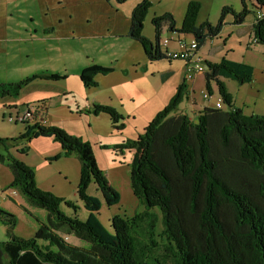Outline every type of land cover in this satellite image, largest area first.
Listing matches in <instances>:
<instances>
[{
  "label": "trees",
  "instance_id": "obj_1",
  "mask_svg": "<svg viewBox=\"0 0 264 264\" xmlns=\"http://www.w3.org/2000/svg\"><path fill=\"white\" fill-rule=\"evenodd\" d=\"M116 1L122 4L128 0ZM242 3L241 13L225 7L217 26L197 24L198 1L188 4L180 28L171 13L155 17L153 43L143 35L152 3L141 0L132 12L129 37L142 45L150 61L169 60L160 44L162 29L193 35L200 50L208 38L218 36L227 14L231 13L238 25L243 24L250 12L246 0ZM255 6L264 7V0H255ZM251 32L256 44L264 46V20H254ZM206 66L207 92L212 94L211 82H215L229 109L206 107L198 113L197 122L177 113L188 96L184 79L143 134L116 147L134 153L130 183L144 210L132 217L114 216L110 231L96 214L102 209V199L112 207L120 203L121 196L98 166L89 142L58 126L39 125L27 126L18 138H0L6 151L0 154V164L13 175L8 189L18 191L30 207L47 212L46 223H40L32 238L24 239L15 234V215L0 208L7 236L0 242V264H264V116L246 115L235 108L233 97L220 80L251 84L254 67L226 58L219 63L206 61ZM111 72L110 68L94 66L81 74V82L87 89L96 88L95 77ZM37 79L61 81L65 76L50 74L1 84L0 99H17ZM84 113L106 114L115 130L125 129L124 116L112 106L94 104ZM40 137L52 138L62 148L51 160L78 158L77 195L89 212L86 220L78 218L76 204L41 189L35 170L10 153L18 140L30 143ZM92 183L102 199L88 193ZM62 206L71 209L72 215ZM160 221L162 231L158 234ZM65 236H74L86 245H73Z\"/></svg>",
  "mask_w": 264,
  "mask_h": 264
},
{
  "label": "rangeland",
  "instance_id": "obj_2",
  "mask_svg": "<svg viewBox=\"0 0 264 264\" xmlns=\"http://www.w3.org/2000/svg\"><path fill=\"white\" fill-rule=\"evenodd\" d=\"M140 1L128 0L120 4L116 0H0V22H6L7 27L11 28L12 37L17 38L16 41H7L8 53L5 57L0 56V69L3 63L14 69L11 72L14 82L50 74L65 76L59 82H51L53 87L48 90L31 94L22 92L19 99L38 100L32 102L37 103L46 101L40 100L41 98H51L53 107L48 113L56 126L91 144L98 166L121 196L118 205L109 207L97 191L96 185L92 183L89 186L88 193L103 201L102 209L96 217L109 231L114 216L132 217L144 210L134 196L130 183L134 153L116 147L128 140H136L143 134L154 117L168 105L185 79L181 61H150L142 45L129 37L132 12ZM191 1L201 4L198 25L204 22L212 26L219 25L225 7L232 8L235 13H241L244 8L242 0H151L152 7L144 21L143 35L155 43L156 33L152 20L165 13H171L176 27L180 28ZM246 7L250 13L243 24L238 25L234 16L227 14L218 36L206 40L203 53L208 54L213 63H219L226 58L254 67V80L251 84L241 85L230 79L221 81L233 97L235 108L241 109L246 115L264 116V46L253 42L251 32L253 12L256 10L255 0H246ZM178 35V32L164 28L160 42ZM168 48L175 50L177 46L170 43ZM94 66L110 68L112 72L108 75H97V87L87 89L81 82V74ZM2 80L6 79H1L0 76V82ZM186 83L188 96L179 105L177 113H185L197 122V116L193 112V100L200 105L207 104L203 94L207 93L205 80L203 75H198ZM189 85L193 87L191 92ZM211 87L215 92L213 91L214 95L209 104L215 106L221 96L215 82H211ZM94 104L114 107L124 116L125 129L115 130L106 114H85L84 111L92 108ZM14 105L15 103L10 102L4 107L5 111L9 114ZM196 108L200 109V106L197 105ZM228 109L223 103V110ZM3 111L2 108L0 138H18L25 132L27 125L10 124ZM30 143L18 140L10 148V153L33 168L36 175V169L31 165L41 163L39 153L43 150L51 151L58 144L53 140H38L31 149ZM103 146L109 148L104 149ZM0 154H6L2 145ZM68 159L51 160L54 178L43 185L49 190L43 189L76 204L77 216L84 221L89 212L77 193L75 194L80 179V163L79 160ZM12 179L10 169L0 164V198L3 200L0 208L15 215L16 236L30 239L40 223H46L47 212L30 207L20 193L14 195V191L8 189ZM62 209L68 215L73 213L65 206ZM161 231L160 221L157 233ZM65 238L73 245H86L74 236ZM6 240V228L0 221V242Z\"/></svg>",
  "mask_w": 264,
  "mask_h": 264
},
{
  "label": "built area",
  "instance_id": "obj_3",
  "mask_svg": "<svg viewBox=\"0 0 264 264\" xmlns=\"http://www.w3.org/2000/svg\"><path fill=\"white\" fill-rule=\"evenodd\" d=\"M254 20H264V7H258L254 11ZM256 43V40H253ZM170 43L176 44L177 49L171 50L168 48ZM163 53L169 60L181 61L185 65V79L187 81L193 80L198 75H204L207 72L206 60L201 55L197 39L192 35L188 37L185 34H179L175 38L164 39L160 42ZM204 99L209 105V100L213 98L208 92H204ZM214 108L223 109V101L218 99ZM49 110V103L41 101L37 103L28 104L22 108L15 107L6 115L7 121L10 124H23L27 126H49V118L47 117Z\"/></svg>",
  "mask_w": 264,
  "mask_h": 264
},
{
  "label": "crops",
  "instance_id": "obj_4",
  "mask_svg": "<svg viewBox=\"0 0 264 264\" xmlns=\"http://www.w3.org/2000/svg\"><path fill=\"white\" fill-rule=\"evenodd\" d=\"M253 22H254V20H253ZM253 22H252V24H253ZM252 24H251V29H252ZM9 28V29H8ZM13 35H12V33H11V28L10 27H7V25H6V22L5 23H2L1 24V22H0V56H3V57H5V54H7L8 53V48H7V41H16L17 40V38H15V37H12ZM32 35H30V38H32L31 37ZM48 36V35H47ZM188 37H192V35H187ZM204 47H205V44H204V46L200 49V53H201V55L205 58V60L206 61H208V62H211L210 60H209V58H208V54H206V53H203V49H204ZM26 56H28V54H26ZM213 63V62H212ZM1 64V63H0ZM182 66V70H184L185 71V67H184V64H183V62H182V64H181ZM14 70V69H13ZM6 63H3V66H2V68L0 69V76H1V79H6V80H2L1 82H0V85L1 84H9V83H16V82H14L15 80H13L12 79V77H11V72L13 71ZM183 75H184V73H183ZM203 78H204V80H205V76L203 75ZM184 79V76H182V80ZM194 80V79H193ZM221 80V79H220ZM223 80H226V79H223ZM19 82V81H18ZM51 82H59V81H51V80H45V79H37V80H35V81H33L32 83H30L29 84V86H27L22 92H25V93H27V94H31V93H35V92H39V93H41V92H43V91H46V90H48L51 86H52V84H51ZM187 82H189V81H187ZM205 84H206V81H205ZM53 87V86H52ZM189 88H190V92L193 90V87L191 86V85H189ZM212 88V87H211ZM218 90V89H217ZM215 92V90L212 88V96L214 95V92ZM21 96H19L17 99H6V100H2V99H0V111L2 110V108H3V115H4V117H7L6 115H8V113L5 111V106H8V104L10 103V102H12V103H15V105H14V107L13 108H15V107H19V108H22V107H24V106H26V105H28V104H30V103H32V102H35V101H38V100H32V101H26V100H20L19 98H20ZM40 100H46L48 103H49V110L51 109V107H53V104L51 103L52 102V100H51V98H48V97H45V98H41ZM218 101V100H217ZM197 105H199L200 106V109H198V108H196V106ZM193 106L195 107V108H193V112H194V114H195V116H197L198 115V113L202 110V109H204V108H206V107H213L214 105H206V104H202V105H200V104H198L197 102H194V100H193ZM13 108H11V109H13ZM47 117L50 119V123H49V125L50 126H56V124H55V122L53 121V119H52V116L48 113L47 114ZM38 140H53L52 138H44V137H40V138H38V139H35V140H33L30 144H31V149H32V147L34 148V144L38 141ZM54 141V140H53ZM55 143H57V142H55ZM58 144V146L57 147H55L53 150H43L42 151V153H39V156H41V163H38V164H35V165H31V166H33L35 169H36V175H35V179H36V182H37V184H38V186L39 187H41L42 189L44 188L45 190H49L48 188H45V187H43V185L45 184V183H50L52 180H53V171H52V168H51V166H52V163H53V161H51V159L54 157V156H56V155H59V154H61L62 153V148H61V146H60V144L59 143H57ZM74 156V155H73ZM73 156H70V157H68L69 159L68 160H78L77 158H75V157H73ZM76 162V161H75ZM80 163V162H79ZM11 183V182H10ZM43 189V190H44ZM14 191L13 192V194L14 195H16V193L18 192V191H16V190H14V189H10V191ZM54 191V190H53ZM76 192H75V194L77 193V189L75 190ZM6 193H8V191L6 192ZM18 194H19V192H18ZM8 195V194H7ZM58 196H60V197H63V196H61V195H58ZM64 198V197H63ZM23 199H24V197H23ZM25 200V199H24ZM2 199L0 198V204L2 203ZM26 201V200H25ZM7 201L4 199V203H6ZM27 203V202H26ZM38 229V228H37ZM37 231V230H36Z\"/></svg>",
  "mask_w": 264,
  "mask_h": 264
}]
</instances>
